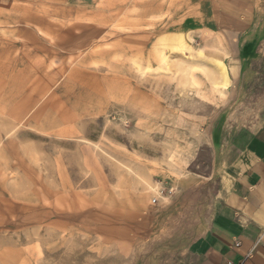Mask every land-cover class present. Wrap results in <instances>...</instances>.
<instances>
[{
	"label": "rangeland",
	"instance_id": "obj_1",
	"mask_svg": "<svg viewBox=\"0 0 264 264\" xmlns=\"http://www.w3.org/2000/svg\"><path fill=\"white\" fill-rule=\"evenodd\" d=\"M236 10L0 0V264L191 260L220 190L215 131L264 109V28Z\"/></svg>",
	"mask_w": 264,
	"mask_h": 264
},
{
	"label": "crops",
	"instance_id": "obj_2",
	"mask_svg": "<svg viewBox=\"0 0 264 264\" xmlns=\"http://www.w3.org/2000/svg\"><path fill=\"white\" fill-rule=\"evenodd\" d=\"M231 3L238 12L237 18L226 17L232 23L257 22L248 34L264 28V0ZM227 126L216 129L213 142L220 190L211 217L190 245L192 258L186 264H264V109L249 127Z\"/></svg>",
	"mask_w": 264,
	"mask_h": 264
},
{
	"label": "bare ground",
	"instance_id": "obj_3",
	"mask_svg": "<svg viewBox=\"0 0 264 264\" xmlns=\"http://www.w3.org/2000/svg\"><path fill=\"white\" fill-rule=\"evenodd\" d=\"M174 45H175V48H177V49H182V50L185 49L186 43L184 41V37L180 35L176 39V41H174ZM218 66L220 68V79L222 81V83H220V84H222L223 87H226L228 84L227 68L225 67L224 63H222V61H218ZM215 84H218V82L216 81Z\"/></svg>",
	"mask_w": 264,
	"mask_h": 264
},
{
	"label": "built area",
	"instance_id": "obj_4",
	"mask_svg": "<svg viewBox=\"0 0 264 264\" xmlns=\"http://www.w3.org/2000/svg\"><path fill=\"white\" fill-rule=\"evenodd\" d=\"M153 202L156 203L157 202V198L154 199ZM236 245H237V247H239L240 244H236ZM230 264H232V263H230Z\"/></svg>",
	"mask_w": 264,
	"mask_h": 264
}]
</instances>
